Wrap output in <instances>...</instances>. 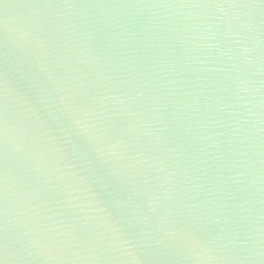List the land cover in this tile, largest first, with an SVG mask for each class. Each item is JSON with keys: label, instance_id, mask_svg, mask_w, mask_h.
<instances>
[{"label": "water", "instance_id": "1", "mask_svg": "<svg viewBox=\"0 0 264 264\" xmlns=\"http://www.w3.org/2000/svg\"><path fill=\"white\" fill-rule=\"evenodd\" d=\"M0 264H264V0H0Z\"/></svg>", "mask_w": 264, "mask_h": 264}]
</instances>
